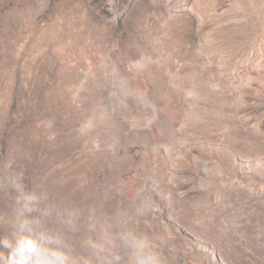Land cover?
<instances>
[{"label": "rangeland", "instance_id": "374dc122", "mask_svg": "<svg viewBox=\"0 0 264 264\" xmlns=\"http://www.w3.org/2000/svg\"><path fill=\"white\" fill-rule=\"evenodd\" d=\"M21 219L69 264H264V0H0Z\"/></svg>", "mask_w": 264, "mask_h": 264}, {"label": "clouds", "instance_id": "9594fccd", "mask_svg": "<svg viewBox=\"0 0 264 264\" xmlns=\"http://www.w3.org/2000/svg\"><path fill=\"white\" fill-rule=\"evenodd\" d=\"M35 203L33 194H25L23 204L27 213L38 210L32 207ZM0 264H69V258L57 238L46 233L37 238L29 221L21 219L11 236L0 237Z\"/></svg>", "mask_w": 264, "mask_h": 264}]
</instances>
